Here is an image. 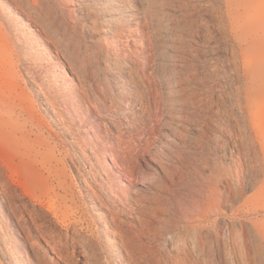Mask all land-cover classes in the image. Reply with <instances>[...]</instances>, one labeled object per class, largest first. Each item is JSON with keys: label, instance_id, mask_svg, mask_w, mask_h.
Wrapping results in <instances>:
<instances>
[{"label": "rangeland", "instance_id": "1", "mask_svg": "<svg viewBox=\"0 0 264 264\" xmlns=\"http://www.w3.org/2000/svg\"><path fill=\"white\" fill-rule=\"evenodd\" d=\"M249 1L0 0V264H82L83 237L107 250L87 192L109 204L110 226L138 227L139 216L164 228L179 219L176 197L203 193L216 264H258L264 0ZM241 98L249 125L232 132L222 111L243 118ZM47 149L52 159L34 158Z\"/></svg>", "mask_w": 264, "mask_h": 264}, {"label": "bare ground", "instance_id": "2", "mask_svg": "<svg viewBox=\"0 0 264 264\" xmlns=\"http://www.w3.org/2000/svg\"><path fill=\"white\" fill-rule=\"evenodd\" d=\"M112 1L113 0H101V2L104 3L105 6L109 3H112ZM234 1L238 4L239 7L244 8L247 11L251 8V3L249 0H234ZM142 3L144 4V2ZM117 6H119L118 8L119 14L121 11H125L127 13L133 12L131 11L132 9L120 8V6H123V5L117 4ZM103 10H106V9H103ZM107 10H109V7H107ZM247 11L245 12L238 11L237 15L243 20H248L247 18L249 16V13ZM107 14H110V13H107ZM229 27L230 26H228V28ZM34 46L35 44L33 45V47ZM241 52L244 53L247 57H249L251 53V51L248 49H244ZM238 54H240L239 51H238ZM233 60H234L233 61L234 63H233L232 69L238 74L239 79H241L243 68L241 66L239 56L237 57V53H236L235 59ZM240 88H241L240 89L241 91L245 90V88L244 90H242V86ZM259 93L264 94V91L263 92L257 91V94ZM17 97L19 96L17 95ZM251 103L244 100V98H241L238 100V105L240 106L241 110L244 111L243 118H240L242 116L238 117V115L236 114V112L231 106L227 107V110H225L227 112L222 111V113L225 116L229 117V120L227 121V124L225 125V127L226 128L228 127L232 132L236 126L238 127L246 126L247 127V125H249V119H250L249 117H250V112H251L250 107L252 106ZM219 105H220V99L216 98L214 95H211V98L209 100V105L207 104V108L205 109V112L208 113V117L210 120L217 118L219 113L218 111L215 110V108H219ZM0 110L2 109L0 108ZM11 111L14 112L13 110ZM5 112L8 115L10 114V111L9 112L5 111ZM6 113H4V116L5 115L7 116ZM0 114H3V112L0 111ZM13 115L15 114L13 113ZM13 115L12 117L11 116L10 117L7 116V117L11 119L13 118ZM10 119H8V121L13 122V120L12 119L10 120ZM18 125H23V124H21L20 122V124ZM74 141H76V139ZM33 142L41 144V145L43 144V141L37 138L33 139ZM45 148H47V146ZM54 153L51 149H47L44 153L38 152L34 154V158L35 159L42 158L45 160H50L54 157ZM155 176L156 174L154 173L148 174L141 184L143 186H146V184L154 180ZM31 184L33 185L32 182ZM87 194L90 198L89 200H90V203L93 209L98 213L100 217V230L103 233L105 242L109 248H107V250L102 249V248L100 249V246L98 244L94 243L93 241L89 240L86 237L85 238L83 237L82 239H80L79 245H78V252L80 254L79 256L82 260L81 261L82 264H92V263L101 264L102 260L104 259L109 260L112 264H202V261L205 260L206 258H210L209 260L208 259L206 260L208 264H216V258L218 255V238L213 237V236L212 237L208 236L204 232V228L201 223V220L203 219V216L205 215L204 214L205 196L203 193L202 194L191 193L187 195L186 197H176L178 201H180L179 202L180 203L179 219L177 221L174 220L171 223L172 226L166 227V228H164V226L156 227L152 223L144 222L143 219L142 221H140L139 216H135V219L137 220V222H139L137 225L138 227H131L130 225H128L129 226L128 227L126 224L125 225L127 227L125 225H121L118 227L110 226L108 219L110 218L111 213L113 211H111V207L109 206V204L105 200L101 199L97 192H87ZM110 194H112V192H110ZM141 204H139V206ZM142 209L144 211H151L152 205H145ZM231 238L233 241L235 240L234 230L231 231ZM53 244L55 245L56 243H53ZM162 244H163V247H161ZM54 245H51V248ZM57 245L58 244H56L55 246ZM256 245H257V252L259 256L258 264H264V238L256 236ZM57 248L60 252V248L58 246ZM61 248H62V245H61ZM54 250L52 251L54 252ZM207 250L210 253L209 257L207 254ZM63 252L64 251H62V253ZM245 263L249 264L247 262Z\"/></svg>", "mask_w": 264, "mask_h": 264}]
</instances>
